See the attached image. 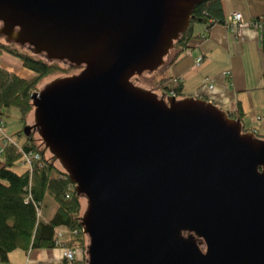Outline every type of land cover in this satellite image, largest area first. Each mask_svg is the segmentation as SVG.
Here are the masks:
<instances>
[{
    "label": "water",
    "instance_id": "water-1",
    "mask_svg": "<svg viewBox=\"0 0 264 264\" xmlns=\"http://www.w3.org/2000/svg\"><path fill=\"white\" fill-rule=\"evenodd\" d=\"M199 1L0 0L7 42L80 67L31 91L22 132L84 198V264H264V138L131 79L163 63Z\"/></svg>",
    "mask_w": 264,
    "mask_h": 264
},
{
    "label": "trees",
    "instance_id": "trees-1",
    "mask_svg": "<svg viewBox=\"0 0 264 264\" xmlns=\"http://www.w3.org/2000/svg\"><path fill=\"white\" fill-rule=\"evenodd\" d=\"M252 20L258 21V42L264 55V19L259 17ZM224 22L220 0H200L197 2L190 15L189 21L180 34L174 40L172 55L168 59L164 57L163 63L158 67L172 63L185 47L187 39L192 34L193 26L201 23L205 27L201 34L213 22ZM7 52L17 57L22 65L32 71L29 77L20 76L12 70L0 66V111L5 106H15L19 111V118L24 123L31 122L30 93L35 89L36 83L46 74L58 68L56 61L46 60L40 55L29 52L13 42H7L0 36V53ZM157 71V70H156ZM154 72V71H152ZM151 73V72H144ZM143 74V73H142ZM264 77V72L262 73ZM138 75L131 79L137 80ZM155 88H150L158 95L174 94L181 96L180 83L158 74ZM264 91V82L262 85ZM204 98L203 95H200ZM229 116L238 117L242 111L237 107L234 111H227ZM250 129L256 136L264 138L254 127ZM11 136V135H10ZM20 148L29 151L36 150L38 158L31 161L30 168L20 171L12 166L20 157L18 147L10 142L3 144L0 151V263L7 261L8 252L28 247H53L55 227L64 226L66 232L63 235L61 245L64 247L78 248L81 257L75 256V262H85V246L87 236L81 231L79 216L84 206V198L73 189V184L68 180L63 168L53 155L41 144L36 131L24 135ZM28 188V190H27ZM27 193L30 197L26 198ZM49 194L55 202V208L47 220H42V199ZM39 207V214L36 208ZM62 264L64 262L62 261Z\"/></svg>",
    "mask_w": 264,
    "mask_h": 264
},
{
    "label": "crops",
    "instance_id": "crops-1",
    "mask_svg": "<svg viewBox=\"0 0 264 264\" xmlns=\"http://www.w3.org/2000/svg\"><path fill=\"white\" fill-rule=\"evenodd\" d=\"M220 5L224 20L232 11L240 13L237 32L234 33L224 22L216 21L201 34L205 26L195 24L178 57L163 65L158 74L180 83L181 96L203 95L226 111L239 107L242 125L254 127V121L260 122L256 130L264 133V55L258 42V31L250 24L253 18L264 19V0H220ZM0 56L1 67L20 76L32 75L17 57L11 61L15 66L13 70L7 52H1ZM198 56L201 61L196 65ZM208 80L212 83L210 87ZM51 214L42 220H47ZM76 256L81 257V253ZM7 262L62 264L61 247L16 248L8 252Z\"/></svg>",
    "mask_w": 264,
    "mask_h": 264
},
{
    "label": "rangeland",
    "instance_id": "rangeland-1",
    "mask_svg": "<svg viewBox=\"0 0 264 264\" xmlns=\"http://www.w3.org/2000/svg\"><path fill=\"white\" fill-rule=\"evenodd\" d=\"M237 32V30H236ZM21 47H25V46H21ZM25 49H27L25 47ZM172 50L169 51L166 55L165 59H168L170 55H172ZM7 57L9 59V62L11 64L8 65L11 68H13V70L15 69L14 63H12L11 61H14L16 57H14L11 54L7 53ZM1 59V56H0ZM1 61V60H0ZM57 65L59 66L58 68L54 69L52 72H49L48 74L44 75L35 85V89H38L39 87H41L43 85V83H45L46 81H48L49 79L53 78L54 76L57 75H63V74H71V73H77L80 69V67H74V66H70L65 62L62 61H56ZM159 67V66H158ZM156 68L154 70V72L151 73H143L138 75L137 80L133 79L132 81L134 83H137L139 85H142L144 87L147 88H155L154 86H156V78L158 76V72L160 68ZM157 70V71H156ZM157 89V88H155ZM157 93H159V89L156 90ZM2 112V119L4 122V126H3V131L5 134L7 135H11L14 139H16L19 143H21L24 140V134L22 132V127L24 122L19 118V111L17 109V107L15 106H5L2 108L1 110ZM255 124L253 125L254 127L259 128L260 122L257 123V121H254ZM244 127H248L247 125H244ZM258 130V129H257ZM260 132V131H258ZM1 160V157H0ZM22 167H24V165L18 163V161H16L14 163V165L12 166V168L14 170H20ZM55 206V202L53 201L52 197L49 194H45L44 199L42 201V209H41V218H45L46 216H48L50 214V212H53ZM185 233V231L183 232ZM76 249V254L80 255V250L78 248ZM0 264H8L7 261H3Z\"/></svg>",
    "mask_w": 264,
    "mask_h": 264
},
{
    "label": "built area",
    "instance_id": "built-area-1",
    "mask_svg": "<svg viewBox=\"0 0 264 264\" xmlns=\"http://www.w3.org/2000/svg\"><path fill=\"white\" fill-rule=\"evenodd\" d=\"M240 21V13L238 11H232L227 18L224 20V23L227 27H229L232 31H234V33H236L237 30V25ZM250 24L253 27H257L258 21H254L251 20ZM205 33V31L203 32ZM202 33V34H203ZM201 61V57L198 56L195 58V64H199V62ZM208 87L212 86V83L209 82L207 83ZM3 126H4V122L2 119V113L0 111V151L2 150L3 144L10 142L15 144L18 149L20 150V157L18 159V163L24 165L27 168H30L31 165V161H33L34 159L38 158L39 154L36 150H29V151H25L23 149L20 148V145L17 143V141L15 139H13V137L7 135L4 133L3 131ZM28 190V188H27ZM30 194L27 193L26 198H29ZM36 212L37 214H39L40 210L39 207L36 208ZM66 232V227L64 226H57L55 227V232H54V244L61 247V260L64 262V264H77L75 262V256H76V249L73 247H64L61 245V242L63 240V235ZM78 264H84L83 262H79Z\"/></svg>",
    "mask_w": 264,
    "mask_h": 264
},
{
    "label": "bare ground",
    "instance_id": "bare-ground-1",
    "mask_svg": "<svg viewBox=\"0 0 264 264\" xmlns=\"http://www.w3.org/2000/svg\"><path fill=\"white\" fill-rule=\"evenodd\" d=\"M23 70V69H22ZM31 74V73H30Z\"/></svg>",
    "mask_w": 264,
    "mask_h": 264
}]
</instances>
